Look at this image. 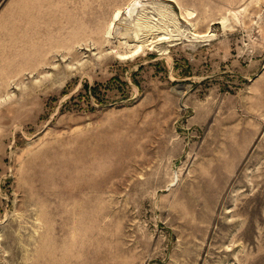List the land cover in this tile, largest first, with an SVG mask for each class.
Wrapping results in <instances>:
<instances>
[{
  "label": "rangeland",
  "instance_id": "1",
  "mask_svg": "<svg viewBox=\"0 0 264 264\" xmlns=\"http://www.w3.org/2000/svg\"><path fill=\"white\" fill-rule=\"evenodd\" d=\"M0 264H264V0H0Z\"/></svg>",
  "mask_w": 264,
  "mask_h": 264
},
{
  "label": "bare ground",
  "instance_id": "2",
  "mask_svg": "<svg viewBox=\"0 0 264 264\" xmlns=\"http://www.w3.org/2000/svg\"><path fill=\"white\" fill-rule=\"evenodd\" d=\"M136 8H137V5H136V4H132L131 6H129V7L127 8V11L130 12V13H132V11L135 10ZM130 13H129V14H130ZM133 13H134V12H133ZM120 14H121V11H119V12L117 13L116 16L118 17V16H120Z\"/></svg>",
  "mask_w": 264,
  "mask_h": 264
}]
</instances>
